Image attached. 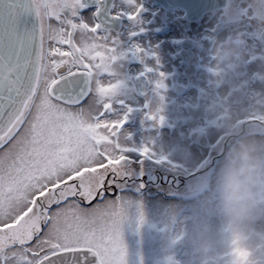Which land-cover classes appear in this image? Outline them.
Here are the masks:
<instances>
[{"label":"snow or ice","instance_id":"obj_1","mask_svg":"<svg viewBox=\"0 0 264 264\" xmlns=\"http://www.w3.org/2000/svg\"><path fill=\"white\" fill-rule=\"evenodd\" d=\"M128 3L0 0V264H127L129 204L112 197L133 149L115 66L144 49H123L110 22L138 19Z\"/></svg>","mask_w":264,"mask_h":264},{"label":"rangeland","instance_id":"obj_2","mask_svg":"<svg viewBox=\"0 0 264 264\" xmlns=\"http://www.w3.org/2000/svg\"><path fill=\"white\" fill-rule=\"evenodd\" d=\"M236 4L233 0L224 13L235 17ZM248 7L258 13L241 16L248 22L231 27L227 41L220 39L214 49L203 47L189 66L165 62L160 46L147 48L150 56L138 53L145 56L138 67L151 80L145 93L127 77L132 71L128 59L115 66L123 82L116 99L124 101L117 113L128 116L122 140L133 149L112 197L129 204L122 229L127 264H160L164 255L175 258L181 249L207 254L213 252V236L221 240L217 256L229 253L231 264L246 240L264 238V180L254 189L244 218L231 219L225 200L228 184L244 180L245 152L254 142L264 144V73L251 77L258 66L264 68V0H250ZM219 15L213 11L193 28L212 26ZM145 146L153 153L149 158L141 155Z\"/></svg>","mask_w":264,"mask_h":264},{"label":"flooded vegetation","instance_id":"obj_3","mask_svg":"<svg viewBox=\"0 0 264 264\" xmlns=\"http://www.w3.org/2000/svg\"><path fill=\"white\" fill-rule=\"evenodd\" d=\"M232 1L233 0H228L227 6L218 10L220 11V17L215 24L212 26H199L200 28L195 27L198 28L195 29L193 28L194 24L199 23L207 16V14L197 21H190L186 17L185 12L180 9L167 11L161 6L156 5L153 0H137V4L142 5L143 8L138 19L136 21L129 20L125 15L121 19L112 20L110 22V27L113 34H118L119 39L124 41L128 50L139 45L147 52V48L150 50L151 47L158 48L160 46L161 52L164 53L165 56L167 55L165 62L172 64L179 63L183 66H189L192 62L198 60L203 52V47L208 46L209 48L214 49L213 46L220 39L227 41L226 39L230 37L232 30L230 29L231 27L239 26L237 24H242L243 21L248 22L245 18L255 16V14L258 13L257 9L252 7L244 8L245 4L250 0H236L237 11L235 15H233L235 17L231 18V16H227L224 11L229 8ZM112 5H115V7H112ZM135 8L136 5L129 4L128 0H107L106 12H118L122 10L127 14L135 11ZM243 15L245 16L244 19L241 17ZM249 26L253 27L252 25ZM263 31L264 26L260 33V41L262 44H264L261 40V34ZM132 33H136V35H132ZM183 44H186L187 48H184ZM189 45H192L193 49L191 51L189 50ZM148 55L150 56V53H148ZM133 57L135 56L129 57L130 59L127 58L130 62L129 69L132 68L131 73L129 72L127 77L132 80L138 91L145 93L151 88V80L142 71V67H138L139 64L141 65L140 60H143L145 56H143V58L135 57L136 60H134ZM149 58L152 59L151 57ZM184 59L189 60L185 62ZM139 69H141V71H139ZM257 69L258 70H255L251 77L262 75L264 73L262 65L258 66ZM117 79L120 80L119 76H117ZM106 80L107 78H105V82ZM138 82H140L144 89H141ZM118 115L122 116L123 112H118ZM221 156L222 155L214 156L211 165H214L216 159ZM211 165L209 167H211ZM156 173L157 176H162L160 171H157ZM199 173L201 172H198V174ZM145 180L147 179L145 178ZM185 181L186 179L183 178L182 183ZM147 182L148 184L150 183L148 180ZM210 241L214 245L213 250L211 249L213 252L209 251L207 254L199 255L194 249H181L179 255L175 258H173L172 255H164L160 264H172L174 260L176 261V264H230L232 256H230L229 253L226 256H217L216 254V251L221 244V240H217V238L213 236L210 238ZM240 247V258L237 257L234 259L236 263L231 264H264L263 237L246 240L243 246Z\"/></svg>","mask_w":264,"mask_h":264},{"label":"clouds","instance_id":"obj_4","mask_svg":"<svg viewBox=\"0 0 264 264\" xmlns=\"http://www.w3.org/2000/svg\"><path fill=\"white\" fill-rule=\"evenodd\" d=\"M264 144L254 142L244 154L243 181L230 182L226 188V211L231 219H242L250 210L254 189L264 180Z\"/></svg>","mask_w":264,"mask_h":264},{"label":"water","instance_id":"obj_5","mask_svg":"<svg viewBox=\"0 0 264 264\" xmlns=\"http://www.w3.org/2000/svg\"><path fill=\"white\" fill-rule=\"evenodd\" d=\"M153 1L156 5L161 6L163 9L167 11H173L177 9L184 11L186 17L190 21H197L210 12L217 11L221 8L226 7L228 3V0H153ZM31 23H35V17L31 18ZM261 40L264 42V31L261 34ZM186 46H187L186 44H183L184 48ZM188 47L190 51L193 49L192 45H189ZM188 60L189 59H184L185 62H187ZM138 84L141 87V89H144V87L140 84V82H138ZM89 264H96V258L90 257Z\"/></svg>","mask_w":264,"mask_h":264}]
</instances>
